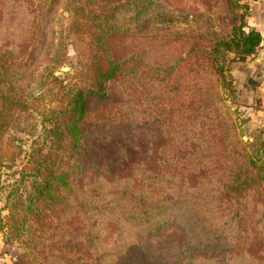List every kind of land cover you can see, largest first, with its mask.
Returning <instances> with one entry per match:
<instances>
[{
    "label": "trees",
    "instance_id": "trees-1",
    "mask_svg": "<svg viewBox=\"0 0 264 264\" xmlns=\"http://www.w3.org/2000/svg\"><path fill=\"white\" fill-rule=\"evenodd\" d=\"M34 1L0 0V192L10 131L45 110L43 144L26 160L33 173L21 174L8 194L12 236L29 231L25 244L39 264H264V138L231 141L234 120L219 113V93L202 80L213 72L237 94L232 64L256 56L263 42L248 23L250 0H226L228 32L195 28L191 81L175 106L168 63L130 41L172 24L175 13L195 16L171 13L164 0H67L85 69L66 80L52 74L67 63L52 22L61 0ZM44 62L48 90L35 96L28 89ZM126 105L164 133L153 166L130 144L136 124L133 108L125 119ZM177 231L179 241L162 246Z\"/></svg>",
    "mask_w": 264,
    "mask_h": 264
},
{
    "label": "rangeland",
    "instance_id": "rangeland-1",
    "mask_svg": "<svg viewBox=\"0 0 264 264\" xmlns=\"http://www.w3.org/2000/svg\"><path fill=\"white\" fill-rule=\"evenodd\" d=\"M166 3H171L172 8L170 9L173 13L174 9H180L184 12L190 13L195 17H187L186 21L182 17V14L175 13V17L172 19L171 23L164 24L159 27V32L155 30L152 26L149 27L147 33L138 34V39L135 41H130V44L139 45L140 48L145 52L146 57L148 56L152 61H158L160 63H168L171 68L172 83L171 94L173 95L171 102L172 106L177 105L178 100L181 98L179 95L180 89L186 88V84L190 80V70L188 68L187 62L192 57L193 39L192 36L196 33L197 26H201L205 33L212 30H217L222 33L228 32L232 27V21L230 16V8L226 0H164ZM39 1L35 0L34 4ZM157 2H163V0H157ZM38 5V4H37ZM70 6V7H69ZM35 7V5H34ZM37 7V6H36ZM71 5L67 0H61L57 7V12L55 13L52 22L55 30V41L64 48L65 57H67V63L53 70V75L58 77H64L66 80L71 79L77 73L85 69V61L80 54V48L83 43L80 41V36L74 31H71V25L76 19L74 14L70 11ZM240 12L242 10H239ZM238 14L239 13L237 11ZM199 14H201L200 19H198ZM234 15V13H233ZM234 20V16L232 17ZM234 22H239L235 21ZM181 31L180 34L175 32ZM127 42V40L125 41ZM129 43V41L127 42ZM205 45L208 43H204ZM233 57V55H231ZM246 62V61H245ZM238 63V62H237ZM229 63H227L228 65ZM236 63L232 64L233 70ZM46 67V62L42 63L37 74L34 77V81L28 89V92L38 96L44 94L48 87L44 88V83L46 80L44 78V70ZM232 75V72H231ZM233 84L235 85V78L232 75ZM44 80L43 83L41 81ZM202 80L207 83L212 89L218 94L217 109L222 115H227L234 120V125H232L234 136H231V141H243L252 142L256 137L264 138V135L260 132H254L250 130L248 125V119L244 115V111L238 106V89L237 94L234 95L230 89H224L220 83L219 77L210 71H206L202 75ZM183 81V85L180 83ZM120 85L115 84V90L120 91ZM45 89V90H44ZM190 91V90H189ZM220 96V97H219ZM42 104H40L41 106ZM133 108V109H131ZM131 109V110H130ZM128 110V111H127ZM130 110V115H129ZM33 120L22 121V125L17 128H13L10 131L11 137H7V160L5 167L2 168L3 184L4 188L0 192V264H39V259L36 257H41L37 253H32L29 246L25 244L28 236L25 233L21 238L12 236L10 233V214H11V202L8 198L11 185L20 178L21 174H32L33 171L26 160L28 159V154L33 150V147H39L42 145V133L45 128V123L42 120V113L45 111L43 105L38 109L34 110ZM131 120L136 124V127L132 130L131 135V146L133 150H137L140 158H145L144 163L148 166H153L157 157L158 147L161 141L164 139V133L162 137L156 129L148 128L143 125L148 114L145 111L135 109L134 107H129L124 110L125 119L128 115ZM29 114V113H28ZM161 137V138H160ZM18 155L14 159L10 160L13 153ZM145 153V154H143ZM184 153V152H182ZM124 158L127 160L129 158L128 154H125ZM107 164H103L100 172L106 176H110V169ZM85 177L91 178L90 174H84ZM143 178H148L151 174H141ZM110 178V177H107ZM158 186L166 188L164 183L157 180ZM179 183V181H177ZM192 216H196L195 212H192ZM216 217L223 221V214H216ZM42 222L50 221L44 220ZM194 225H199V222L193 221ZM50 225V224H49ZM50 228H48L49 230ZM171 232V231H170ZM131 236V235H130ZM49 237L48 231L46 232L45 238ZM133 237V236H131ZM181 235L177 231V234L172 237V240L164 242L165 244H172L173 242L179 241ZM138 239L144 241L145 238L138 236ZM107 247V246H106ZM102 244H100V249ZM98 250V249H97ZM103 250V249H102ZM255 255H257L255 253ZM93 256V255H92ZM233 260L221 258L216 264H232Z\"/></svg>",
    "mask_w": 264,
    "mask_h": 264
},
{
    "label": "crops",
    "instance_id": "crops-1",
    "mask_svg": "<svg viewBox=\"0 0 264 264\" xmlns=\"http://www.w3.org/2000/svg\"><path fill=\"white\" fill-rule=\"evenodd\" d=\"M250 26L263 36L264 48V0H250ZM259 53L246 62H238L232 70L238 89V106L244 111L251 131L264 135V64L258 62Z\"/></svg>",
    "mask_w": 264,
    "mask_h": 264
},
{
    "label": "water",
    "instance_id": "water-1",
    "mask_svg": "<svg viewBox=\"0 0 264 264\" xmlns=\"http://www.w3.org/2000/svg\"><path fill=\"white\" fill-rule=\"evenodd\" d=\"M258 62L264 64V48H262Z\"/></svg>",
    "mask_w": 264,
    "mask_h": 264
}]
</instances>
